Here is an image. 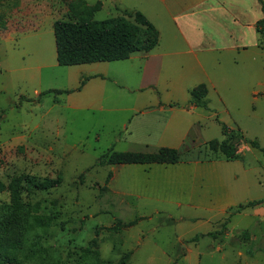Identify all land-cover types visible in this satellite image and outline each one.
I'll list each match as a JSON object with an SVG mask.
<instances>
[{
	"label": "rangeland",
	"instance_id": "obj_1",
	"mask_svg": "<svg viewBox=\"0 0 264 264\" xmlns=\"http://www.w3.org/2000/svg\"><path fill=\"white\" fill-rule=\"evenodd\" d=\"M75 1L0 0V181L8 185L20 175L62 179L59 187L47 192H21L31 220L56 219L29 233L27 249L38 245L42 253L24 264H40L43 253L48 264H95L96 251L100 261L114 264H264L262 176L261 186L257 184L258 169L264 172V153L249 143L256 140L264 148V49L256 47L259 35L253 29L247 31L246 52L205 48L207 42L202 47L207 51H197L188 46L162 0H84L90 7L100 8L94 12L96 21L141 12L160 33L152 54H165L156 73L145 79L144 53H135L126 61L98 62L106 80L96 81H103V87L91 84L84 90L89 79L83 86L81 82L90 71L58 65L53 32L57 20L84 19L83 7L75 4L72 8ZM180 7H175L176 14ZM126 18L133 21V17ZM193 27L210 35L214 46L226 47L230 42L226 25L204 21ZM34 33L39 36L32 38ZM10 37L11 43L4 42ZM42 64L57 66L40 70ZM153 79L161 98L186 107L192 89L200 84L209 89L205 99L209 109L196 112L200 123L181 151V161L217 160L206 143L223 139L220 122L240 131L246 141L239 157L221 169L220 175L238 178L232 181L241 203L262 200L256 206L262 209L260 214L254 212L256 207L248 208L224 225L228 212L221 215L206 205H190L202 198L197 197L196 188L188 191L167 184L159 175L145 183L139 171L98 164L114 151L157 150L128 139L125 131L135 116L124 109L125 98H138L142 103L157 97L154 89L142 87ZM49 90L70 92L43 94ZM80 91L82 99L74 107L68 95ZM97 95L90 104L88 99ZM242 165L252 170L244 173ZM109 173L113 176L102 191ZM83 174L84 182L75 184ZM210 179L208 173L207 181ZM206 190L211 193L210 185ZM11 203V192L0 191V206ZM18 212L26 215V208ZM137 218L138 223L130 228L110 230ZM244 230L250 232V241L240 238ZM210 231H221L223 236L193 241L196 235ZM248 249L252 256L246 254Z\"/></svg>",
	"mask_w": 264,
	"mask_h": 264
},
{
	"label": "trees",
	"instance_id": "obj_2",
	"mask_svg": "<svg viewBox=\"0 0 264 264\" xmlns=\"http://www.w3.org/2000/svg\"><path fill=\"white\" fill-rule=\"evenodd\" d=\"M264 13V0H259ZM80 5L84 9V19L76 21L57 20L53 24V32L56 43L57 63L60 66H75L98 62H114L129 59L136 52H150L159 43L160 33L150 20L141 12H135L133 16L125 12L121 16L108 18L102 21L93 19L94 12L100 8L90 7L84 0H76L74 6ZM98 5V4H97ZM100 5V4H99ZM101 6V5H100ZM133 17V21L126 17ZM257 32L260 36V43L264 49V17L257 23ZM90 78L83 77L81 86ZM81 87H79V90ZM54 92L56 94L69 93L70 91L49 90L43 94ZM208 95V88L200 84L190 91L189 107H200L209 109L205 101ZM223 139H212L206 143V148L214 152L215 158H224L227 161L236 160L239 157V150L245 137L240 131L229 128L220 122ZM254 148L264 153V148L259 146L256 140L249 141ZM218 155V156H217ZM182 159L181 151L162 147L155 152H119L114 151L104 155L98 162L99 165H153V164H176ZM113 174L109 173L106 184L101 187L102 191L107 189V184ZM85 175H81L75 184L83 183ZM62 179L38 178L33 175H20L11 179L8 185L0 181V191L9 190L12 195V203L0 206V264H24L26 261L35 260L42 253L40 246L36 245L27 249L28 235L32 230L41 226H49L54 220L48 218L46 221L31 220L28 215V205L21 199V192L27 190L33 193L47 192L61 185ZM263 201H249L241 203L228 211L224 225L230 223L231 217L243 212L248 208H254ZM26 208V215L18 212L19 208ZM137 218L128 223L115 225L110 230L130 228L138 223ZM62 225L65 222L61 223ZM40 225V226H39ZM39 226V227H38ZM226 229V226L224 227ZM221 231H210L206 234L196 235L193 241L201 237L217 239L222 237ZM240 238L247 242L251 240V234L244 230ZM92 244H96L93 240ZM246 250V254L252 253ZM44 254V253H43ZM40 256V264H48L49 258ZM97 262L95 264H114L110 261H100L96 251ZM20 259H23L22 261ZM37 264V263H35Z\"/></svg>",
	"mask_w": 264,
	"mask_h": 264
},
{
	"label": "crops",
	"instance_id": "obj_3",
	"mask_svg": "<svg viewBox=\"0 0 264 264\" xmlns=\"http://www.w3.org/2000/svg\"><path fill=\"white\" fill-rule=\"evenodd\" d=\"M162 2L164 3L165 11L170 17H172V20L176 22L180 32L184 35L188 46L192 50L197 51H207L206 49H202L204 42H207L205 48L212 47L216 48L215 50H228L237 53L246 52L249 47L246 38H244L247 35V31L253 29L258 34L257 23L264 17L262 5L259 0H180L177 2L172 0H162ZM176 6L178 8L181 6L179 14L174 12ZM204 21L218 25L223 24L228 27L226 30L230 42L226 47L214 46L213 43L210 44V38L212 37L206 35L204 31L198 33V27H193L194 24L197 23V25H201ZM30 36L35 38L39 36V33L30 34ZM11 39L12 37L7 38L4 42L8 43L10 41L11 43ZM256 47L257 49H260L259 45H256ZM153 50L150 52H141L144 53L143 56L141 55V59H144L142 79H145L148 74L154 75V73H156V66L159 65L165 56L163 53L152 54ZM131 58L134 57L131 56L127 60H130ZM100 64L101 63H91L74 66L81 68L78 69L79 71H84L85 69L90 71L86 77H93L87 81L84 90L91 84H94V88L96 87L100 89L103 87V81H96L97 79L106 80L104 73L99 71L100 66H102ZM50 66L51 67H49L48 64H42L39 69L55 68L57 65L51 64ZM75 74L77 73L75 72ZM76 81L78 82L77 78ZM155 84L156 81L153 79L144 83L142 87L146 89H154V91L158 93L157 97L148 98L142 103H140L138 98L131 96L125 98L126 107L124 109L135 113V116H132L128 124L125 126V131L128 133V139L145 145L146 147L153 146L157 148V150L162 147H168L182 151L186 142L190 140L192 131L196 129L200 123L195 114L198 109L201 108H188L185 105L164 100L159 96V92L155 89ZM254 93V95H258L256 92ZM81 94H83L81 91L69 94L68 101L74 105V107H78V103L82 99L80 97ZM36 95L40 97L41 94L36 93ZM96 97H98V95L93 96L92 100L88 99V101L91 102L90 104H92L93 99H96ZM119 100L121 103L122 98ZM102 107L100 106V109H102ZM232 163H234V161L215 160L209 162L180 161L179 163L168 165L132 164L117 166L123 167L124 171H139L145 183H147V181L151 182L154 180V176L159 175L162 176V179L167 184L178 185L188 191L196 188V190L199 191L197 197L202 198L195 201L193 200V203L190 205L193 207L206 205L208 210L223 215L231 208L241 204L238 195H236L237 193L232 181V178H234V180H237L238 178L220 175L221 169L226 168L229 166L228 164ZM148 167H151L150 171L146 170ZM242 169L244 173H248L252 170L244 165H242ZM208 173L211 177L210 181H207ZM258 175L257 184L261 186L260 178L262 176L264 179V172H261V170L258 169ZM208 185L211 187L210 194H207L206 190ZM187 200H191L190 197H188ZM258 208L256 207L254 209L256 214H260L262 210Z\"/></svg>",
	"mask_w": 264,
	"mask_h": 264
}]
</instances>
